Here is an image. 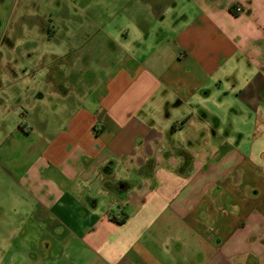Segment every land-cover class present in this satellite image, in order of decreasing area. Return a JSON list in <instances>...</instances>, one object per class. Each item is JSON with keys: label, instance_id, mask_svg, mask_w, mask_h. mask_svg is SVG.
Instances as JSON below:
<instances>
[{"label": "crops", "instance_id": "crops-1", "mask_svg": "<svg viewBox=\"0 0 264 264\" xmlns=\"http://www.w3.org/2000/svg\"><path fill=\"white\" fill-rule=\"evenodd\" d=\"M151 3L85 92L0 62V148L34 136L0 264H264V0Z\"/></svg>", "mask_w": 264, "mask_h": 264}, {"label": "rangeland", "instance_id": "rangeland-1", "mask_svg": "<svg viewBox=\"0 0 264 264\" xmlns=\"http://www.w3.org/2000/svg\"><path fill=\"white\" fill-rule=\"evenodd\" d=\"M151 1L0 0V62H10L6 70L11 72L14 65L24 64L33 87L41 89L46 83L59 91L60 81L72 82L73 79L74 84L70 86L80 87L85 92L84 83L103 80L125 51L131 49V42L139 32L140 19L153 25L156 5ZM182 6L179 3L176 9H183ZM151 27V31H155L156 26ZM121 30L128 35H122ZM22 70L17 68L16 76H20ZM50 102L54 104L52 99ZM33 138L13 144V135L8 133L7 141L1 145L2 221L8 218L11 208L25 198L16 176L28 165L23 152L29 151L27 143ZM30 148L33 153L38 151L36 144Z\"/></svg>", "mask_w": 264, "mask_h": 264}, {"label": "built area", "instance_id": "built-area-1", "mask_svg": "<svg viewBox=\"0 0 264 264\" xmlns=\"http://www.w3.org/2000/svg\"><path fill=\"white\" fill-rule=\"evenodd\" d=\"M235 11L240 12V11H242V8L241 7H235Z\"/></svg>", "mask_w": 264, "mask_h": 264}, {"label": "trees", "instance_id": "trees-1", "mask_svg": "<svg viewBox=\"0 0 264 264\" xmlns=\"http://www.w3.org/2000/svg\"><path fill=\"white\" fill-rule=\"evenodd\" d=\"M119 221H121V222H122V221H123V219H122V220H119Z\"/></svg>", "mask_w": 264, "mask_h": 264}]
</instances>
